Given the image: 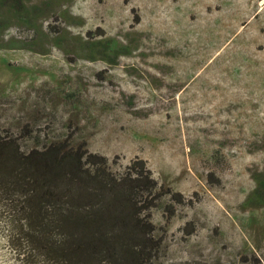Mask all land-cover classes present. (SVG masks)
I'll return each instance as SVG.
<instances>
[{
  "label": "rangeland",
  "instance_id": "1",
  "mask_svg": "<svg viewBox=\"0 0 264 264\" xmlns=\"http://www.w3.org/2000/svg\"><path fill=\"white\" fill-rule=\"evenodd\" d=\"M0 130L146 160L192 202L153 264H264V0H0Z\"/></svg>",
  "mask_w": 264,
  "mask_h": 264
},
{
  "label": "trees",
  "instance_id": "2",
  "mask_svg": "<svg viewBox=\"0 0 264 264\" xmlns=\"http://www.w3.org/2000/svg\"><path fill=\"white\" fill-rule=\"evenodd\" d=\"M72 138L24 150L0 130V207L18 264H153L163 246L153 210L169 197L170 220L192 202L159 183L146 160L117 174Z\"/></svg>",
  "mask_w": 264,
  "mask_h": 264
}]
</instances>
